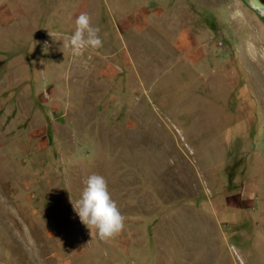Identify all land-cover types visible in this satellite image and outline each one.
<instances>
[{"label":"rangeland","instance_id":"obj_1","mask_svg":"<svg viewBox=\"0 0 264 264\" xmlns=\"http://www.w3.org/2000/svg\"><path fill=\"white\" fill-rule=\"evenodd\" d=\"M259 7L0 0V264H264ZM82 12L103 47L75 57ZM92 174L108 240L72 204Z\"/></svg>","mask_w":264,"mask_h":264},{"label":"clouds","instance_id":"obj_2","mask_svg":"<svg viewBox=\"0 0 264 264\" xmlns=\"http://www.w3.org/2000/svg\"><path fill=\"white\" fill-rule=\"evenodd\" d=\"M100 31L99 26L93 25L90 14L82 12L75 19L71 36L63 40V47L70 49L75 57L83 56L88 49L102 48ZM72 204L80 221L91 231L95 229L102 240L114 238L126 226V217L112 198L108 182L102 175H90L79 199L72 200Z\"/></svg>","mask_w":264,"mask_h":264},{"label":"flooded vegetation","instance_id":"obj_3","mask_svg":"<svg viewBox=\"0 0 264 264\" xmlns=\"http://www.w3.org/2000/svg\"><path fill=\"white\" fill-rule=\"evenodd\" d=\"M259 4V8H261L264 11V0H255ZM259 8H257L259 10ZM261 10V11H262Z\"/></svg>","mask_w":264,"mask_h":264}]
</instances>
